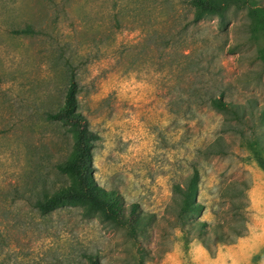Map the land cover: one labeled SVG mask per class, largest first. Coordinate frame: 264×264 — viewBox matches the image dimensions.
Masks as SVG:
<instances>
[{"label":"rangeland","instance_id":"obj_1","mask_svg":"<svg viewBox=\"0 0 264 264\" xmlns=\"http://www.w3.org/2000/svg\"><path fill=\"white\" fill-rule=\"evenodd\" d=\"M257 8L264 0H227L195 20L188 0H0V264H264ZM68 66L96 135L94 179L151 216L137 239L80 204L37 207L71 185L56 169L71 133L47 119ZM194 168L202 230L181 221L173 191Z\"/></svg>","mask_w":264,"mask_h":264},{"label":"trees","instance_id":"obj_2","mask_svg":"<svg viewBox=\"0 0 264 264\" xmlns=\"http://www.w3.org/2000/svg\"><path fill=\"white\" fill-rule=\"evenodd\" d=\"M188 3L194 9V19L199 20L207 15L221 16L227 0H188ZM253 15L256 18L257 28L264 34V9L257 8L253 11ZM13 33L29 35L33 33V30L26 26ZM77 95L78 85L75 74L68 66V83L62 103L57 111L47 114V119L63 124L71 133L70 157L56 165L57 171L70 178L71 185L54 194L46 195L43 201L37 202V207L41 212L46 213L60 206L80 204L86 208L87 212L95 213L115 226L124 228L130 237L137 239L139 235L146 232L151 216L145 214L137 203L124 204L117 192L106 190L97 184L92 165V149L96 135L87 128L84 117L78 112ZM209 105L217 111L240 115L238 106L221 98H210ZM256 160L261 167H264V160L260 155H256ZM198 182L199 173L194 168L186 178L185 185L175 184L173 191L177 195L175 204L181 221L190 226L197 225L202 230L206 224L195 219V215L203 209V206L197 202ZM90 264L95 262L90 260ZM138 264H144L143 256L140 257Z\"/></svg>","mask_w":264,"mask_h":264}]
</instances>
